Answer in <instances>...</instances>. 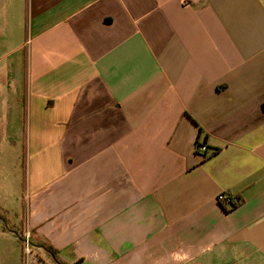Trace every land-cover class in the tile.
Listing matches in <instances>:
<instances>
[{"label": "crops", "instance_id": "obj_1", "mask_svg": "<svg viewBox=\"0 0 264 264\" xmlns=\"http://www.w3.org/2000/svg\"><path fill=\"white\" fill-rule=\"evenodd\" d=\"M0 148L70 264H264V0H0Z\"/></svg>", "mask_w": 264, "mask_h": 264}, {"label": "rangeland", "instance_id": "obj_2", "mask_svg": "<svg viewBox=\"0 0 264 264\" xmlns=\"http://www.w3.org/2000/svg\"><path fill=\"white\" fill-rule=\"evenodd\" d=\"M17 164L6 148H0V264H54L49 255L37 246L31 245L27 251L19 237L30 232L26 227L24 155Z\"/></svg>", "mask_w": 264, "mask_h": 264}, {"label": "built area", "instance_id": "obj_3", "mask_svg": "<svg viewBox=\"0 0 264 264\" xmlns=\"http://www.w3.org/2000/svg\"><path fill=\"white\" fill-rule=\"evenodd\" d=\"M189 5H190L189 2L184 1V6L187 7ZM196 152L200 156L206 157V155L208 154V148L206 146L198 144L196 146ZM218 201L220 202V204H222L224 207H226L228 209H233L241 203V201L239 199L234 198L233 196H231L227 193H221L218 196ZM30 239H31V233L28 232L27 234H25L24 240H23L25 245H26L27 251L30 250V246H31Z\"/></svg>", "mask_w": 264, "mask_h": 264}, {"label": "trees", "instance_id": "obj_4", "mask_svg": "<svg viewBox=\"0 0 264 264\" xmlns=\"http://www.w3.org/2000/svg\"><path fill=\"white\" fill-rule=\"evenodd\" d=\"M19 237L24 240V236H19ZM30 243L33 247L37 245V244H34L33 242H30ZM38 246L50 256L54 264H70L66 262L65 260H63L59 256V252L55 250L51 245L46 244V243H39Z\"/></svg>", "mask_w": 264, "mask_h": 264}, {"label": "water", "instance_id": "obj_5", "mask_svg": "<svg viewBox=\"0 0 264 264\" xmlns=\"http://www.w3.org/2000/svg\"><path fill=\"white\" fill-rule=\"evenodd\" d=\"M1 221L5 224L6 228L8 227L6 222L4 220L1 219Z\"/></svg>", "mask_w": 264, "mask_h": 264}]
</instances>
